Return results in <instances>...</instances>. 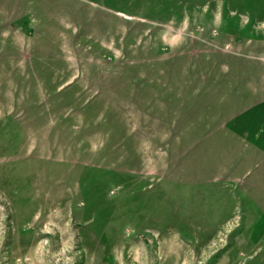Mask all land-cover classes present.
Wrapping results in <instances>:
<instances>
[{
  "label": "rangeland",
  "instance_id": "obj_1",
  "mask_svg": "<svg viewBox=\"0 0 264 264\" xmlns=\"http://www.w3.org/2000/svg\"><path fill=\"white\" fill-rule=\"evenodd\" d=\"M0 264H264V0H0Z\"/></svg>",
  "mask_w": 264,
  "mask_h": 264
}]
</instances>
